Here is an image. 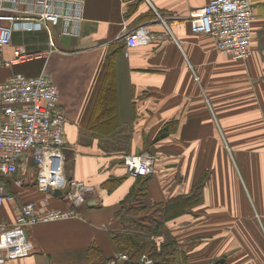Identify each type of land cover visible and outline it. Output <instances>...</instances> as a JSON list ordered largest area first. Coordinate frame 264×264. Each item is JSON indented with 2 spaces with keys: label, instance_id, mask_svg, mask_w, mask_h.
<instances>
[{
  "label": "crops",
  "instance_id": "1",
  "mask_svg": "<svg viewBox=\"0 0 264 264\" xmlns=\"http://www.w3.org/2000/svg\"><path fill=\"white\" fill-rule=\"evenodd\" d=\"M210 1L86 0L78 36H61L59 26L15 31L5 60L13 58L15 46L37 52L53 40L58 51L1 66L0 82L16 72L34 76L46 69L66 112V171L96 191L80 218L32 227V254L0 264H86L85 251L94 242L112 253L108 231L135 179L122 154L104 150L120 143L123 133L97 131L115 128L102 105L108 79L115 83L123 130H133L128 153L152 150L157 156L148 199L189 194L203 182L202 202L167 225L186 246L188 262L264 264V0H252L253 54L246 61L219 53L211 36L192 31L190 12ZM140 23L149 25L154 40L115 54V45L125 42L122 34ZM111 58L113 75L107 76ZM170 122L172 132L164 134ZM34 165L27 152L16 174L22 184L13 183L16 196L0 208L1 219L14 222L18 207L46 196ZM119 178L117 187L106 186Z\"/></svg>",
  "mask_w": 264,
  "mask_h": 264
},
{
  "label": "built area",
  "instance_id": "2",
  "mask_svg": "<svg viewBox=\"0 0 264 264\" xmlns=\"http://www.w3.org/2000/svg\"><path fill=\"white\" fill-rule=\"evenodd\" d=\"M86 0H0V67L18 65L35 59H48L58 51L53 40L49 49L32 52L15 46L13 58L4 59V51L13 45L16 30H50L59 26L61 36H78L84 20ZM169 28L168 18L160 15ZM255 18L252 0H211L192 10L188 16L191 29L215 40L219 53L246 61L253 54L252 24ZM156 36L149 25L140 23L122 34L124 53L151 43ZM66 112L60 102V90L51 75L43 69L29 76L16 72L0 82V208L7 199L14 200L9 190L16 180L20 162L31 152L37 172V186L46 195L41 201H30L17 208L14 222L0 218V263L32 254L35 244L30 229L38 224L80 218V208L88 203L96 187L71 176L66 171ZM124 166L133 178L156 173L157 156L149 151L128 153ZM61 192L67 208H54L48 194ZM106 227V226H105ZM129 261L120 252L108 264ZM141 264H153L147 254Z\"/></svg>",
  "mask_w": 264,
  "mask_h": 264
},
{
  "label": "trees",
  "instance_id": "3",
  "mask_svg": "<svg viewBox=\"0 0 264 264\" xmlns=\"http://www.w3.org/2000/svg\"><path fill=\"white\" fill-rule=\"evenodd\" d=\"M114 48L115 54L123 53L125 42H119ZM112 59L113 58H111L107 76L113 75ZM113 84L115 86L113 80L108 79V81L105 82L102 89L105 96L102 105L111 124L112 121L115 122V128H98L99 130L97 131L106 133L107 135L123 133V139L120 143L115 146H110V149L104 150L107 152L114 150L117 151V153L122 154L121 163L124 166V155L130 151L131 131L133 130H130L127 127L128 130H126V132L123 130L124 128L119 119L117 106L115 105V97L113 96ZM173 125L174 123L170 122L166 127L164 134L171 133ZM149 151L153 152L152 150ZM152 178V175L133 178L135 179V183L121 200L120 208L115 217L116 223L114 226L112 225L108 231L112 253H107L104 248L94 242L85 251L86 264H108L110 259L120 252L126 253L129 256V261L124 264H139L141 257L145 253L153 259V264H190L188 262L189 257L186 246L181 244L177 236H172L167 225L187 213L188 210L196 204L202 202L203 182L198 183L196 185V190L189 194L173 196L166 201L151 202L148 199V196L149 184L152 181ZM122 179L123 178L116 180L108 179V182L105 184L110 188H115L119 185ZM113 180L115 182H111ZM9 190L16 196V191H14L13 182L11 181L9 183ZM48 195L51 199L54 198L59 201L57 204L60 203L61 205L57 206H60L61 208L68 207V204L62 200L61 193ZM87 205L88 204H86V206ZM51 206L54 207L53 205ZM163 237V240L158 239ZM212 264H220V261L216 259Z\"/></svg>",
  "mask_w": 264,
  "mask_h": 264
},
{
  "label": "rangeland",
  "instance_id": "4",
  "mask_svg": "<svg viewBox=\"0 0 264 264\" xmlns=\"http://www.w3.org/2000/svg\"><path fill=\"white\" fill-rule=\"evenodd\" d=\"M130 149H131V147H130ZM127 154V153H126ZM37 172H38V169H37V166L36 165H34V167H33V174H34V176H35V174H37ZM106 225H103L102 227H105ZM159 240H163L164 239V237L163 238H158ZM146 254V253H145ZM115 257V256H114ZM113 257V258H114ZM112 259V258H111ZM110 259V260H111Z\"/></svg>",
  "mask_w": 264,
  "mask_h": 264
},
{
  "label": "water",
  "instance_id": "5",
  "mask_svg": "<svg viewBox=\"0 0 264 264\" xmlns=\"http://www.w3.org/2000/svg\"><path fill=\"white\" fill-rule=\"evenodd\" d=\"M55 193L60 194L61 192L59 190H56ZM139 264H141V263H139Z\"/></svg>",
  "mask_w": 264,
  "mask_h": 264
}]
</instances>
